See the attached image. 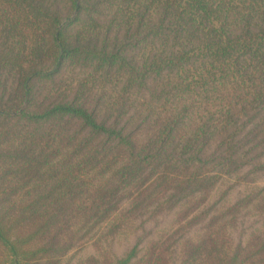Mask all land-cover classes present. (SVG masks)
Masks as SVG:
<instances>
[{
	"label": "trees",
	"instance_id": "1",
	"mask_svg": "<svg viewBox=\"0 0 264 264\" xmlns=\"http://www.w3.org/2000/svg\"><path fill=\"white\" fill-rule=\"evenodd\" d=\"M262 172L264 0H0V264H264Z\"/></svg>",
	"mask_w": 264,
	"mask_h": 264
},
{
	"label": "rangeland",
	"instance_id": "2",
	"mask_svg": "<svg viewBox=\"0 0 264 264\" xmlns=\"http://www.w3.org/2000/svg\"><path fill=\"white\" fill-rule=\"evenodd\" d=\"M232 185L228 194L226 195L224 202L232 203L237 200L243 194L250 190L264 186V172L259 173L252 182H240L235 183L234 177H229L223 180L218 187L211 193V201H215L221 197V194ZM174 213L163 214L156 219L147 220L143 223L142 228L128 233H123L116 236L112 240L106 242L104 246L111 248L116 254H122L127 248L132 246L142 236L144 241L151 238H157L162 232L168 230L172 225ZM257 216L253 213L243 214L239 219L240 223L232 230L235 241H245L249 232L259 225L257 222ZM199 230H191L188 234L195 235ZM144 245V243L142 244ZM97 247L90 241L82 249L73 253L72 257L68 259V264H76L78 260L86 257L89 254H97Z\"/></svg>",
	"mask_w": 264,
	"mask_h": 264
}]
</instances>
